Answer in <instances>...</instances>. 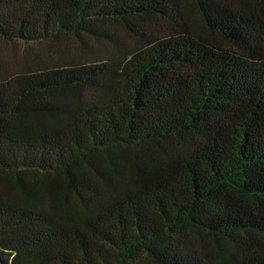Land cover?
<instances>
[{
  "label": "trees",
  "instance_id": "1",
  "mask_svg": "<svg viewBox=\"0 0 264 264\" xmlns=\"http://www.w3.org/2000/svg\"><path fill=\"white\" fill-rule=\"evenodd\" d=\"M194 1L202 32L180 0H0L7 40H143L0 65V264H264V0Z\"/></svg>",
  "mask_w": 264,
  "mask_h": 264
},
{
  "label": "rangeland",
  "instance_id": "2",
  "mask_svg": "<svg viewBox=\"0 0 264 264\" xmlns=\"http://www.w3.org/2000/svg\"><path fill=\"white\" fill-rule=\"evenodd\" d=\"M180 8L184 16L194 27L202 32V17L194 0H180ZM130 26L142 29L145 33L166 34L173 30L171 24L163 19H150L132 22ZM104 31L121 40L124 48L118 46L111 38L104 35L88 36L82 34V39L74 35H61L53 40L25 42L7 40L0 37V65L11 73L30 72L57 65L76 63H92L107 59H121L126 52H131L143 44L137 35L125 22L113 21L101 25ZM206 32V31H203ZM101 91L84 88L82 99L99 96ZM72 199V197H70ZM147 264H156L148 261Z\"/></svg>",
  "mask_w": 264,
  "mask_h": 264
}]
</instances>
